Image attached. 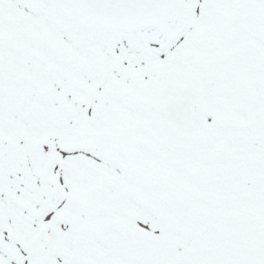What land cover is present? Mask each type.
Returning a JSON list of instances; mask_svg holds the SVG:
<instances>
[{
  "label": "snow or ice",
  "instance_id": "1",
  "mask_svg": "<svg viewBox=\"0 0 264 264\" xmlns=\"http://www.w3.org/2000/svg\"><path fill=\"white\" fill-rule=\"evenodd\" d=\"M0 264H264V0H0Z\"/></svg>",
  "mask_w": 264,
  "mask_h": 264
}]
</instances>
